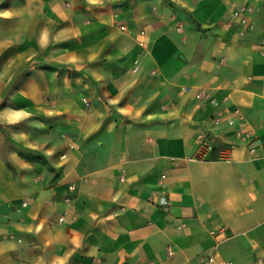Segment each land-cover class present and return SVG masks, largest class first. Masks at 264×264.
Wrapping results in <instances>:
<instances>
[{
  "label": "crops",
  "instance_id": "crops-1",
  "mask_svg": "<svg viewBox=\"0 0 264 264\" xmlns=\"http://www.w3.org/2000/svg\"><path fill=\"white\" fill-rule=\"evenodd\" d=\"M250 1L0 0V264H264Z\"/></svg>",
  "mask_w": 264,
  "mask_h": 264
},
{
  "label": "built area",
  "instance_id": "built-area-1",
  "mask_svg": "<svg viewBox=\"0 0 264 264\" xmlns=\"http://www.w3.org/2000/svg\"><path fill=\"white\" fill-rule=\"evenodd\" d=\"M230 6V16L236 22L237 27L239 29V34L244 35L249 29L252 28V14H253V3L250 0H227ZM120 29H124L125 26L123 24L119 25ZM136 66L134 67V69ZM86 101V100H85ZM87 102V101H86ZM223 116L222 112H217L215 116L212 118V122L217 124L221 117ZM242 129L238 132L240 134ZM197 141L200 147L205 149H211L212 144L207 140L206 133L204 130H199L197 133ZM253 150V148H252ZM74 188V185H71ZM59 220H63V216L59 217ZM172 252L169 251V254ZM212 257H209L207 260L205 258H201V262H206L212 260Z\"/></svg>",
  "mask_w": 264,
  "mask_h": 264
},
{
  "label": "clouds",
  "instance_id": "clouds-1",
  "mask_svg": "<svg viewBox=\"0 0 264 264\" xmlns=\"http://www.w3.org/2000/svg\"><path fill=\"white\" fill-rule=\"evenodd\" d=\"M92 2H95V0H92ZM21 115L26 117L28 113H21Z\"/></svg>",
  "mask_w": 264,
  "mask_h": 264
}]
</instances>
